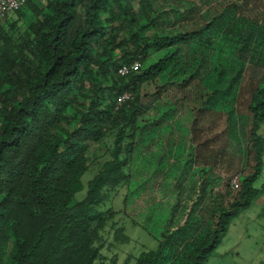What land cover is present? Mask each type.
<instances>
[{
	"label": "trees",
	"instance_id": "trees-1",
	"mask_svg": "<svg viewBox=\"0 0 264 264\" xmlns=\"http://www.w3.org/2000/svg\"><path fill=\"white\" fill-rule=\"evenodd\" d=\"M237 1L31 0L14 14L18 21L0 26V264H107L102 249L111 227L112 245L130 243L104 206L124 185H138L133 162H169L142 156L139 136L151 126L150 101L168 106L170 88L189 114L191 157L226 162L229 142L215 130L238 121L245 93L227 80L226 57L235 55L243 71L252 55H264V8ZM185 49L208 59L213 72L200 77L182 57ZM136 62L138 70L119 74ZM246 92L249 141L237 190L216 205L184 257L171 238L195 224L166 235L167 244L136 264H207L234 220L263 195L255 183L264 172V77ZM125 94L130 99L120 102ZM103 146L108 159L85 186L91 156Z\"/></svg>",
	"mask_w": 264,
	"mask_h": 264
},
{
	"label": "rangeland",
	"instance_id": "rangeland-1",
	"mask_svg": "<svg viewBox=\"0 0 264 264\" xmlns=\"http://www.w3.org/2000/svg\"><path fill=\"white\" fill-rule=\"evenodd\" d=\"M244 1L246 0L237 2ZM249 1L252 8L260 10L264 8V0ZM243 15L248 14L243 12ZM10 21H18V16L11 15ZM261 23L260 21L259 25ZM181 54L184 59L191 58L188 64L193 66V71L200 77L213 72L214 66L208 59L192 58L194 53L191 49H185ZM226 58L232 62L225 67L227 80L235 81L236 85L242 86L245 90L241 102L236 105L238 121L230 124L221 122L215 130L216 133L222 134V142H229L223 155L226 162L207 164L203 158L191 157L192 135L188 122L189 114L180 103L181 97L177 91L171 88L167 90L165 98L168 106L152 99L145 117L151 126L147 125L139 136L142 143L140 152L144 157L152 154L163 155L169 162H164L162 168L146 160L133 162L130 168L131 180L138 185L132 187L124 185L111 194L110 200L104 206V209L111 208L116 212L110 224H115V228H124L131 241L129 244L112 245L115 229L109 228L102 249L107 264H112L113 261L114 264H136V259L143 252L155 250L163 242L167 244L166 235L172 234L186 224H195L191 231L185 230L183 235L178 232L171 238L178 256L184 257L187 242L195 239L202 230H206L203 228L210 224L216 205L230 198L233 191L237 190L240 176L246 169V146L250 130L247 102L249 94L246 90L251 82H257L264 77V55L262 53L252 55L243 71L235 55ZM215 66L216 72L223 68ZM165 111L169 116L161 117ZM154 117H157L156 120ZM111 141L109 137L107 142L111 144ZM106 153L107 148L103 146L91 156L90 170L83 177L85 186L102 169V165L108 159ZM94 156L97 159L93 160ZM133 157L137 155L134 154ZM237 161L241 164L236 163ZM248 168L251 169L249 166ZM201 170H205L206 173L203 174ZM263 185L264 172L255 183V187L264 192ZM85 192L78 193L76 200H82ZM174 260L175 258L172 262ZM207 264H264V193L254 200L249 210L234 220Z\"/></svg>",
	"mask_w": 264,
	"mask_h": 264
},
{
	"label": "built area",
	"instance_id": "built-area-1",
	"mask_svg": "<svg viewBox=\"0 0 264 264\" xmlns=\"http://www.w3.org/2000/svg\"><path fill=\"white\" fill-rule=\"evenodd\" d=\"M30 1L31 0H0V26L9 20L11 15L16 14L19 10L24 8ZM139 68L140 63L136 62L131 67H121L118 72L120 75H127L131 71L138 70ZM128 99H130V95L125 94L120 98V102H124Z\"/></svg>",
	"mask_w": 264,
	"mask_h": 264
}]
</instances>
